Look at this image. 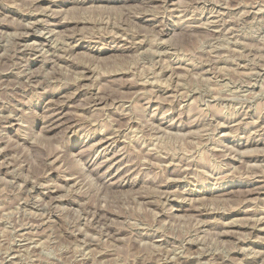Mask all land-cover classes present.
<instances>
[{
    "label": "rangeland",
    "instance_id": "374dc122",
    "mask_svg": "<svg viewBox=\"0 0 264 264\" xmlns=\"http://www.w3.org/2000/svg\"><path fill=\"white\" fill-rule=\"evenodd\" d=\"M263 200L264 0H0V264H264Z\"/></svg>",
    "mask_w": 264,
    "mask_h": 264
},
{
    "label": "bare ground",
    "instance_id": "6f19581e",
    "mask_svg": "<svg viewBox=\"0 0 264 264\" xmlns=\"http://www.w3.org/2000/svg\"><path fill=\"white\" fill-rule=\"evenodd\" d=\"M33 26V25H32ZM35 26V25H34ZM29 28H31V27H29ZM32 29V28H31ZM27 30V29H26ZM54 31V30H53ZM33 32V31H32ZM22 33V32H21ZM27 33H29V32H27ZM49 33V32H48ZM32 34V33H31ZM19 35V34H18ZM39 35V34H38ZM20 36V35H19ZM29 37V36H28ZM17 38V37H16ZM22 39V38H21ZM48 39V38H47ZM50 42V41H49ZM23 49H25V48H23ZM20 51V50H19ZM22 52H24V51H22ZM126 71V70H125ZM83 81V80H82ZM257 141V140H256ZM264 201V200H263ZM260 228V227H259ZM186 263V262H185ZM189 264V263H188Z\"/></svg>",
    "mask_w": 264,
    "mask_h": 264
}]
</instances>
